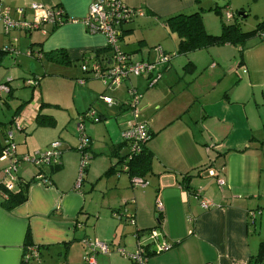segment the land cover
Listing matches in <instances>:
<instances>
[{
    "label": "crops",
    "instance_id": "0c3cea01",
    "mask_svg": "<svg viewBox=\"0 0 264 264\" xmlns=\"http://www.w3.org/2000/svg\"><path fill=\"white\" fill-rule=\"evenodd\" d=\"M93 1L0 0V8L8 7L13 19L31 20L30 4L37 3L57 7L65 18L77 20ZM121 1L144 12L123 25L121 49L141 60L154 57V46L174 55L162 80L153 87L145 77L135 76L118 87L107 88L100 80L101 89L89 84L98 79L85 75L79 60L94 52H100L96 58L102 59L111 52L104 35L86 32L79 21L45 25L43 33L39 29L6 32L0 20V83L6 82L9 88L7 93L0 92L2 132H11L19 155L43 151L54 140L61 145L58 164L36 167L27 163V167L21 162L17 167L18 180L29 183L27 199L12 210L0 206V264H25L23 253L31 245L39 249V264L44 254L57 257V264H85L81 240L87 234L110 247L108 253L95 254V264H131L117 249L133 252L135 231L153 227L173 246L150 253L147 264H247L264 241V38L254 36L240 46L224 44L177 54L178 38L165 28L164 20L199 7L206 32L218 34L220 20L215 23L208 17L211 0ZM56 50H63L71 63L47 61L46 53ZM8 56L12 59L7 60ZM33 60L40 65L34 66ZM188 62L202 73L198 77L208 74L213 78L197 86L190 79L193 72L183 70ZM24 72L31 73L30 77H22L27 75ZM13 75H18L22 87L32 90L31 98L18 90L19 84L13 86ZM80 78L84 83H77ZM130 85L143 95L139 117L152 135L146 145L153 154L152 172L144 177L145 187L133 186L124 173H106L126 153L121 132L128 118ZM44 87L54 91L45 93ZM101 95L112 97L115 103L107 105ZM64 98L70 107L66 113ZM42 102L47 105L41 107ZM90 108L96 114L84 122L90 139L89 159L76 187L81 156L77 118ZM39 112L52 116L55 125L37 126ZM14 118L19 121L18 129ZM223 155L233 157V163H216ZM4 164L0 161V181ZM205 166L219 167L221 187L216 177L195 174ZM36 174L47 182L39 181ZM199 196L211 200L214 207L203 209ZM156 199L162 204L160 214ZM249 211L255 212L254 217ZM128 213L134 224L128 221ZM87 222H92L89 227ZM27 236L30 244L25 245Z\"/></svg>",
    "mask_w": 264,
    "mask_h": 264
},
{
    "label": "built area",
    "instance_id": "2783aa9c",
    "mask_svg": "<svg viewBox=\"0 0 264 264\" xmlns=\"http://www.w3.org/2000/svg\"><path fill=\"white\" fill-rule=\"evenodd\" d=\"M30 7L33 10V17L31 20L13 19L8 7L0 8V20L3 23L4 30L9 32L14 29L29 31L39 29L44 33L45 25L57 26L65 21H79L86 29V32L104 35L106 38V46L109 48L111 55L101 60L95 58L94 55H86L79 60V68L85 75L100 80L107 88L120 86L122 82L130 76H144L147 85L153 87L162 80L164 71L172 58V55L163 52L160 46H154L152 48L154 57L145 60L137 59L134 54L121 49L119 39L121 37L123 25L130 23L136 17L144 15L141 8L128 6L121 0H94L90 3L87 13L77 20L65 18L63 16V10L57 7L43 6L37 3H31ZM17 12L19 14L22 13V9H18ZM223 15L226 19H231L232 12L226 7L223 10ZM76 81L78 84H82L85 79L80 78ZM5 83H0L1 93H7L9 91L7 83ZM28 83L33 85L34 82L28 81ZM127 93L129 118L125 122V128L121 132V138L123 143H126L130 150L140 151L142 145L151 135L147 122L139 118V103L143 95L133 86L127 88ZM99 98L107 105L115 103L110 96L101 95ZM95 114V110L90 108L77 118L76 131L79 143L78 151L81 156L76 187H79L89 159L86 149L90 139L84 132V122L87 119H93ZM13 123L18 129L20 126L19 121L14 118ZM60 146V141L54 140L43 151L19 155L12 141L11 132L6 133L5 147L0 155V161L5 163L1 169L3 177L0 183L4 185L7 190L15 187L17 182L16 171L20 162H27L37 166L58 164L61 155ZM201 169L200 174L206 172L209 176L217 178L220 187L223 185L224 181L220 177L217 168L205 166ZM36 177L41 182H47L46 178L42 175H37ZM131 184L133 186L139 185L145 187L148 185V182L141 178L133 177L131 179ZM1 197H3V194L0 190V198ZM198 200L203 209L214 207V203L207 198L199 196ZM155 209L157 214H160L163 210L159 199L155 200ZM248 213L252 217L255 215L254 211H249ZM126 217L131 224H134L133 215L131 213H128ZM134 236L136 238V248L133 252L127 254L123 249H117L130 259L131 264H147L149 258L148 249H153L152 253L158 254L172 247L171 243L166 242L162 238V234L157 228L146 231L136 230ZM82 242L86 248L84 254L85 264H95V254L97 252H110L108 244L97 238H84ZM23 262L25 264L40 263V252L37 246L31 245L24 250ZM204 264L213 263L207 262Z\"/></svg>",
    "mask_w": 264,
    "mask_h": 264
},
{
    "label": "trees",
    "instance_id": "16d2710c",
    "mask_svg": "<svg viewBox=\"0 0 264 264\" xmlns=\"http://www.w3.org/2000/svg\"><path fill=\"white\" fill-rule=\"evenodd\" d=\"M195 2L199 3V0H195ZM226 7L228 6L226 5L225 8ZM197 8L199 9V7ZM198 9L188 14L186 13L175 14L170 17H167L164 20L165 28L169 32L174 33L178 38V45L176 51L177 54H187L197 50L207 49L213 46H221L224 44L240 46L246 40L254 36H259L261 38H264V20L259 22L254 29L249 31H243L241 28V19H239L232 11H231L232 12L231 19H226L223 15L224 9L217 5H214L211 8H209L208 11L213 12L220 18L221 30L220 33L218 34H209L206 32L203 26L201 11H199ZM94 54H95L94 57L96 58L99 56L100 52H94ZM2 56H3L2 53H0V65L3 60ZM172 56L174 55L172 54ZM45 58L47 61H51L53 63H58V64L66 65L71 63L68 56L63 50H56L46 53ZM183 70L186 73L194 72L195 70L194 65L188 62L187 64L184 65ZM140 77H144V76H140ZM22 105L23 103L17 107V112L21 111ZM44 105L47 104L42 102L41 107H44ZM128 112L129 111L127 107V113ZM128 118H129V114H128ZM35 120L37 126L50 127L55 125V119L52 116L45 115L40 112L37 114ZM2 131H3V127L0 126V155L3 148L5 147V136H6V134L3 133ZM151 137L152 135H150L149 139L142 145L140 151H132L129 149L126 143H123L125 145L126 153L123 156H121V158H119V160L117 161V164H115L114 167L108 169L106 173H109L114 170L117 174L119 173L126 174L129 177L130 181L133 177H137L145 180L144 177L152 172L153 154L146 148V145L151 140ZM261 143H264V138H262ZM116 165H118V168H116ZM34 166L42 167L41 165L38 166L34 165ZM201 168L196 169L195 174L199 175L202 170ZM184 179L187 180L188 178L184 177ZM28 185L29 183H25V184L21 183V181L18 180V177H17L16 185L13 189L7 190L5 189L4 185L0 183V190L2 191L3 194V197L0 198V206H2L5 210H12L16 206L25 202L27 199ZM153 228H148L144 230L146 231ZM28 244H30V242L27 236L25 245ZM152 252L153 249H150L148 252L149 255ZM247 264H264V241H261L259 243L256 253L250 256Z\"/></svg>",
    "mask_w": 264,
    "mask_h": 264
},
{
    "label": "rangeland",
    "instance_id": "374dc122",
    "mask_svg": "<svg viewBox=\"0 0 264 264\" xmlns=\"http://www.w3.org/2000/svg\"><path fill=\"white\" fill-rule=\"evenodd\" d=\"M215 3L218 6L227 5L228 8L233 13H235V15H236V13L238 11H243V12L248 13L247 11L249 10L250 11L249 15H247L244 19H241V28H242L243 31H249V30L254 29L255 26L259 22H261L262 20H264V3H259V4L256 3V2H253L252 3V0H211V4H212L211 6H213ZM254 14H257V18L254 17ZM208 17H210L212 20H214L215 23H217L220 20V18L216 14H214L213 12H210V15ZM121 47L123 48V46H121ZM167 54L172 55V53H167ZM172 57H174V56H172ZM6 59L7 60H10V59H12V57L8 56ZM33 65L34 66L35 65L37 66V65H40V63L39 62L36 63L34 61L33 62ZM22 69L25 70L24 68H22ZM28 70H30V71L32 70V72L34 71V69H28ZM29 72L28 73L27 72H24L23 74H26L27 73V75H21V76L22 77H30V74L31 73L29 74ZM201 74L202 73H200L199 71H195L194 70L193 75L190 78L193 82H196V85L197 86L199 84H201V83L203 84L204 83V80L205 81H209V80H211L213 78V77H210L208 74H204V76L198 77ZM13 77L15 78V80L13 82V86H18V84H19V86H21L22 85V82H20V80L18 79V75H13ZM90 83H93L94 85H96L100 89L104 87L103 86L104 84L102 85V83L99 80H89V84ZM14 89L16 90V88H14ZM18 90L22 94H24L25 96H27L28 98H31L32 97V94L33 93H32V90H30L29 88L22 87L21 86V87L18 88ZM33 90H35V89H33ZM52 91H54V88H52V87H46L45 88L44 87V92L45 93H50L51 94ZM63 102L66 103V104L63 105L64 106L63 108L65 109L64 110V113H66L70 109V107H69V105L67 103V99L64 98L63 99ZM9 105L11 107L10 108V110H11L13 108V103L10 102ZM140 106H141V104H140ZM7 109L8 108L6 106H4L5 115L8 114ZM189 116H191V115H189ZM14 144H16V143H14ZM222 157H223L222 160L221 159L220 160H217L216 163H218V164L221 163L222 164L223 161H224V163H226L227 165H229V163H233V161H234V158L233 157H228L227 158L226 155H223ZM24 165L28 167L29 164L24 163ZM217 168H219V167H217ZM91 223L90 222H87L86 223V226L89 227ZM83 228H85V225L83 226ZM261 230H262V233H264V225H262ZM85 238H91L92 239L93 237L87 234V235H85ZM81 242H82V240H81ZM41 260H42L41 264H57V262H58L57 257L50 256L48 254H44V256H43V258H41Z\"/></svg>",
    "mask_w": 264,
    "mask_h": 264
},
{
    "label": "water",
    "instance_id": "95a60500",
    "mask_svg": "<svg viewBox=\"0 0 264 264\" xmlns=\"http://www.w3.org/2000/svg\"><path fill=\"white\" fill-rule=\"evenodd\" d=\"M236 16L239 18V19H244L246 16H247V13L243 12V11H238L236 13Z\"/></svg>",
    "mask_w": 264,
    "mask_h": 264
},
{
    "label": "bare ground",
    "instance_id": "6f19581e",
    "mask_svg": "<svg viewBox=\"0 0 264 264\" xmlns=\"http://www.w3.org/2000/svg\"><path fill=\"white\" fill-rule=\"evenodd\" d=\"M146 181V180H145ZM86 249V248H85Z\"/></svg>",
    "mask_w": 264,
    "mask_h": 264
}]
</instances>
